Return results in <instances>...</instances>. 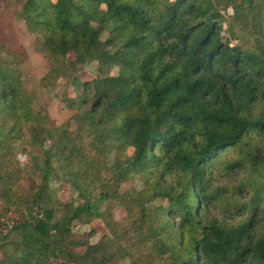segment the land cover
<instances>
[{"label": "trees", "instance_id": "1", "mask_svg": "<svg viewBox=\"0 0 264 264\" xmlns=\"http://www.w3.org/2000/svg\"><path fill=\"white\" fill-rule=\"evenodd\" d=\"M23 1L43 86L75 96L53 125L0 42V217L29 212L0 264H264L263 0Z\"/></svg>", "mask_w": 264, "mask_h": 264}, {"label": "rangeland", "instance_id": "2", "mask_svg": "<svg viewBox=\"0 0 264 264\" xmlns=\"http://www.w3.org/2000/svg\"><path fill=\"white\" fill-rule=\"evenodd\" d=\"M23 2V0H0V42L10 44L12 46L11 50L14 53V55L3 54V57L8 61L15 62L17 64L18 68L23 73L27 89L35 97L37 108L42 107L46 109L49 114L50 122L53 125L59 126L67 121L72 115V112L65 108L63 100L67 97L75 96V91L73 87L63 80L58 82L54 87L43 86L41 80L49 71L50 62L44 56L41 50L40 42L36 39V36L28 31L25 22L19 16L22 11ZM229 18L225 22L228 28L231 22ZM261 29L264 33V0ZM222 30L224 31V29ZM223 31H221V34H223ZM234 33L235 44H240L244 50L249 52L254 51V43L256 38L259 36L255 33V31L245 32L235 27ZM95 66L96 65L84 66L82 69L95 73ZM91 77L92 75L90 74L86 75L87 79ZM18 159L21 162L22 168H27L29 166V159L23 153L18 155ZM52 187L58 189L61 188V184L53 183ZM130 188L140 189L141 184L138 180L131 179L123 184L122 190ZM59 197L63 202L67 200L74 202L77 199V195L69 185L63 186V188L59 191ZM110 204L111 203L109 202L101 203V210H107ZM22 211L13 213H20ZM35 213L36 212L33 214ZM118 215L119 212L117 213V217ZM94 225L102 226L103 223L101 221H96L94 222ZM90 229L91 226L79 222H75L73 226V231L76 234H85L90 231ZM101 236V234L96 235L91 238L90 242L95 244L100 240ZM119 264H130V261L128 259L123 260L120 261Z\"/></svg>", "mask_w": 264, "mask_h": 264}, {"label": "built area", "instance_id": "3", "mask_svg": "<svg viewBox=\"0 0 264 264\" xmlns=\"http://www.w3.org/2000/svg\"><path fill=\"white\" fill-rule=\"evenodd\" d=\"M232 11V12H231ZM225 17L227 19L233 15L232 8L228 9L224 13ZM223 29H228V26L226 23L223 25ZM224 34V31H223ZM24 211V212H23ZM20 213H10L8 215L0 217V236L4 237L11 233V231L23 220L24 216L28 215L29 212L27 210H23Z\"/></svg>", "mask_w": 264, "mask_h": 264}]
</instances>
